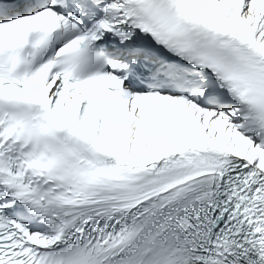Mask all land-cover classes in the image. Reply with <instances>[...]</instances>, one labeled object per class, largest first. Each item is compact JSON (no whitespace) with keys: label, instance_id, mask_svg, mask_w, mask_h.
<instances>
[{"label":"snow or ice","instance_id":"1","mask_svg":"<svg viewBox=\"0 0 264 264\" xmlns=\"http://www.w3.org/2000/svg\"><path fill=\"white\" fill-rule=\"evenodd\" d=\"M0 264H264V0H0Z\"/></svg>","mask_w":264,"mask_h":264}]
</instances>
